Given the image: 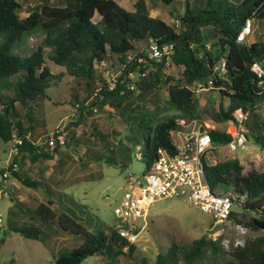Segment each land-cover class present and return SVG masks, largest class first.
I'll return each instance as SVG.
<instances>
[{
    "label": "trees",
    "instance_id": "16d2710c",
    "mask_svg": "<svg viewBox=\"0 0 264 264\" xmlns=\"http://www.w3.org/2000/svg\"><path fill=\"white\" fill-rule=\"evenodd\" d=\"M205 3L206 6L191 7L186 1L184 12L170 24L151 16L145 0H136L133 11H127L115 0H40L29 6L24 18L19 16L23 6L21 0H0V89L12 92L10 96L0 93V140L11 143L15 133L22 141L17 152L11 155V161L18 164V169L11 175L22 184L36 185L30 178L21 179V163L30 166L39 160L52 159L62 146L72 142L77 147L75 134L73 131L69 134V131L81 123L85 111L107 107L125 111L134 126L125 136L131 145L119 147L125 153L121 163L110 155H105L104 161L124 170L131 160L133 148L139 146L140 149L143 140L144 152L140 159L145 158L147 173L157 158L158 148L169 152L173 149L170 131L181 127L176 116H161L172 110L183 116H193L200 104L195 92L197 86L218 91L220 102L213 113L217 122L234 119L236 109L248 111L250 115L263 105L264 89L251 67L256 61L264 64V0H206ZM95 15L98 18H94ZM247 20H251L252 25L257 20L263 26L259 39L249 44L236 40ZM35 30L43 33L42 42L29 54L17 53L16 50L23 52L24 37ZM151 42L160 47L170 46L168 58L163 56L159 61L149 58ZM137 43L144 46L140 48ZM45 47L51 48L49 58L52 62L63 66L74 78L83 80L88 88L87 94L73 104L78 105L77 118L64 125V145L52 149L37 143L40 137L32 136V111L29 109L25 113L26 123L17 106L31 108L29 102L48 99L47 91L56 76L44 63ZM139 55L146 62H139ZM111 59L121 67V74L108 80L101 69L97 73L98 84L92 85L96 69ZM169 63L181 67V78H175L167 71ZM128 72H133L134 77L129 78ZM12 76L16 78L10 79ZM162 89L167 92L164 100L161 98L151 106L137 102L146 92L155 90L159 93ZM225 99L228 100L226 105L223 104ZM202 127L210 134L214 145L226 144L231 138L227 129ZM259 132L254 135V141L264 151V128ZM105 147L107 153H113L107 142ZM202 163L212 190L243 199L239 212L234 213L235 220L251 231L260 230L254 220L264 221V171L244 173L237 158L212 164L204 157ZM46 178L52 182L50 175ZM66 209L70 210L54 199H47L33 210L41 225L51 224L54 235L60 229L83 238L80 245L59 253L55 257L56 264H80L88 256L112 251L109 239L114 232L108 235L103 229L90 231L74 212ZM14 231L32 239L41 238L43 232L37 224L15 227ZM116 233L121 239V248L113 250V264H124L119 255L124 254V248L132 253L135 245ZM220 239L213 240L205 234L185 246L172 241L166 252L158 253L151 264H201L208 253L217 256L225 252ZM229 253L233 264H264V235L247 237L244 246ZM140 264L150 263L143 261Z\"/></svg>",
    "mask_w": 264,
    "mask_h": 264
},
{
    "label": "rangeland",
    "instance_id": "374dc122",
    "mask_svg": "<svg viewBox=\"0 0 264 264\" xmlns=\"http://www.w3.org/2000/svg\"><path fill=\"white\" fill-rule=\"evenodd\" d=\"M19 10V16H27L28 8L40 0L23 1ZM127 11L134 10L136 0H115ZM189 2L191 7L206 6V0H171L166 3L162 0H145L149 14L159 17L167 23H174L175 18L185 10V3ZM94 18H98L97 15ZM263 31L262 24L254 20L252 32L247 36V44L259 39ZM44 35L41 31L35 30L24 37L21 44L23 52L17 53L26 55L32 52L42 42ZM143 47L144 44H139ZM136 44V45H137ZM50 47L44 48L45 65L56 76L52 79L51 87L48 89V99H38L28 103L31 108L17 104L20 117L27 123L25 113L32 111V136L43 141L46 134L54 132L69 121H73L72 107L74 102L83 98L88 88L84 81L69 75L63 66L56 65L49 58ZM102 69L108 80H112L121 74V67L111 59L96 69L95 79L92 85H97V73ZM175 78H181V67L169 63L167 70ZM12 76L10 79H15ZM196 96L200 100L198 110L193 116L181 115L177 111H168L161 118L167 115L176 116V121L184 120L195 122L196 126L207 129H227L229 121L217 122L213 117L215 110H218L219 93L217 90L196 88ZM3 95H12L6 89H0ZM159 94L162 96L160 97ZM143 99L137 102H144L148 106L167 98V92L160 90L148 91ZM227 99L223 104L226 105ZM1 106V102H0ZM31 117V116H30ZM192 123V124H193ZM248 130L247 140L243 148L229 151L225 146L215 148L207 152L208 163L223 161L228 158H237L244 167L243 172L251 170L264 171V151L256 145L254 135L260 133L264 128V104L253 110L245 122ZM132 120L125 111L117 108H106L104 110L85 111L81 123L70 128L75 134L77 147L69 138V145L62 146L52 159L39 160L38 163L28 167L22 162L19 168L21 179L30 178L36 185L27 186L11 175L7 180H0V264H56L55 257L64 251L80 245L83 242L81 236L68 234L58 230L56 235L51 224L41 225V222L34 215L35 206L47 199H54L59 204L69 207L78 216L79 221L88 227L90 231L103 229L108 235L114 232L109 239L112 251L105 255H92L86 257L80 264H113L116 248H121V239L116 233V217L114 209L119 206L123 195L128 191L136 180L143 182L146 173L144 159L141 154L144 152V142L141 140V147L133 148L131 160L128 166L121 170L113 167L104 161L105 155L112 156L117 163L122 162L124 152L119 150L122 145H131L126 135L133 131ZM263 127V128H262ZM93 134H96L94 137ZM99 134V135H98ZM100 135L103 136L104 140ZM122 141V143L120 141ZM105 142L108 143L113 153H107L104 149ZM12 144L0 140V166H5L11 159L9 152ZM58 164H61L58 167ZM57 168H56V167ZM30 168V172L27 171ZM50 175L52 182L47 180ZM46 176V177H45ZM14 183V185H13ZM65 210V209H64ZM147 227L139 234L133 242L135 250L128 253L126 248L124 254L119 255V260L124 264H140L143 261L152 263L160 252H166L172 241L180 245H188L193 239L205 235L213 222L211 215L192 206L187 201L178 197H167L152 202L147 213ZM136 224L142 225L143 221L137 219ZM26 224H37L42 229V236L39 239L27 238L14 228H20ZM116 230V232H115ZM264 235V229L251 231L250 236ZM226 252V253H225ZM224 253L213 256L208 253L201 264H233L234 261L228 250ZM180 264V263H179Z\"/></svg>",
    "mask_w": 264,
    "mask_h": 264
},
{
    "label": "built area",
    "instance_id": "2783aa9c",
    "mask_svg": "<svg viewBox=\"0 0 264 264\" xmlns=\"http://www.w3.org/2000/svg\"><path fill=\"white\" fill-rule=\"evenodd\" d=\"M251 32L252 22L247 20L238 32L236 40L246 43ZM169 49L168 45L160 47L157 43L151 42L148 56L159 61L163 56L168 58ZM137 60L146 62L142 55H139ZM251 69L256 74L260 87L264 89V64L256 61ZM127 76L133 78L134 73L128 72ZM77 107V104L73 105L72 117L78 116ZM233 117L234 119L229 120L231 138L226 144L220 145H214L210 134L196 126L195 122L187 124L184 120L177 122L181 127L170 131L173 149L169 152L164 148H158L157 158L143 176V182L136 180L124 193L119 206L114 209L117 219L116 230L122 237L133 243L147 227L146 218L150 204L157 199L178 197L212 216L213 222L206 236L213 240L221 237L220 244L224 250L230 251L244 246L251 230L237 222L234 214L239 212L243 199L236 198L230 193L212 190L205 178L202 163L207 152L215 148L225 146L233 152L245 146L248 133L245 122L249 112L239 108L234 111ZM64 125L48 134L43 141L38 139L36 142L50 149L56 145H64L66 134ZM21 142L20 137L13 133L9 156L17 152V146ZM17 169L18 164L10 159L5 166H0V180H6ZM137 219H141L143 224H136Z\"/></svg>",
    "mask_w": 264,
    "mask_h": 264
},
{
    "label": "water",
    "instance_id": "95a60500",
    "mask_svg": "<svg viewBox=\"0 0 264 264\" xmlns=\"http://www.w3.org/2000/svg\"><path fill=\"white\" fill-rule=\"evenodd\" d=\"M201 130H203V128H201ZM254 223H255L260 229H264V221L254 220Z\"/></svg>",
    "mask_w": 264,
    "mask_h": 264
},
{
    "label": "crops",
    "instance_id": "0c3cea01",
    "mask_svg": "<svg viewBox=\"0 0 264 264\" xmlns=\"http://www.w3.org/2000/svg\"><path fill=\"white\" fill-rule=\"evenodd\" d=\"M31 166V165H30ZM29 165H28V167H30ZM46 177V176H45ZM8 180V179H7ZM4 181V180H3ZM13 185H14V183H13Z\"/></svg>",
    "mask_w": 264,
    "mask_h": 264
}]
</instances>
